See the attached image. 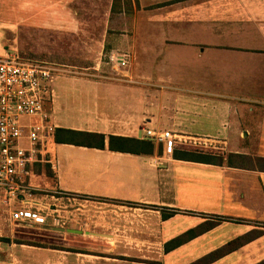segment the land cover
<instances>
[{"label":"crops","instance_id":"crops-1","mask_svg":"<svg viewBox=\"0 0 264 264\" xmlns=\"http://www.w3.org/2000/svg\"><path fill=\"white\" fill-rule=\"evenodd\" d=\"M22 30L92 40L126 80H72L92 89L82 123L58 115L54 89L56 127L136 138L170 130L244 157L218 164L174 157L176 143L145 154L50 136L30 173L49 180L26 181L45 220L13 222L20 205L0 193V264H194L213 252L205 264H264V0H0V53L27 52Z\"/></svg>","mask_w":264,"mask_h":264},{"label":"built area","instance_id":"built-area-1","mask_svg":"<svg viewBox=\"0 0 264 264\" xmlns=\"http://www.w3.org/2000/svg\"><path fill=\"white\" fill-rule=\"evenodd\" d=\"M108 60L120 66L127 63L120 54L108 55ZM56 70L53 64L24 58L16 50L0 53V193L7 206L19 203L9 211L15 223L45 220L26 181L33 164L42 161L46 140L56 128L48 108ZM141 136L168 149L176 143L170 130L144 128Z\"/></svg>","mask_w":264,"mask_h":264},{"label":"rangeland","instance_id":"rangeland-1","mask_svg":"<svg viewBox=\"0 0 264 264\" xmlns=\"http://www.w3.org/2000/svg\"><path fill=\"white\" fill-rule=\"evenodd\" d=\"M17 41L20 47L27 48V52L16 47H9L6 45L5 49L1 51H17L21 56L29 57L31 59L45 60L58 70L55 71L56 75L52 86L61 97V109L58 113L59 116L69 121L82 123V114L78 113V109L84 108L83 106L90 104V95L92 89L80 83H74V79H83L84 81L90 79L112 80V81H126L122 77L115 78L116 71L111 69L110 66L104 65L107 60L106 54H97L94 47L90 48L89 43L92 40H80L71 36L63 38H41L39 34L28 37L25 31L19 32ZM15 40V38H13ZM7 40V39H6ZM10 40V39H9ZM11 41V40H10ZM16 46V45H15ZM100 62V67L94 69L97 62ZM110 65V64H109ZM132 68V67H131ZM133 71V70H132ZM131 78L134 83L135 70ZM64 76V77H62ZM66 77L65 81L64 78ZM64 82H66L64 84ZM173 132V131H172ZM176 144L172 148H181L188 150H204L206 152L219 153L215 149H207L204 139L194 138L192 136H174ZM209 144V141H206ZM156 144V143H155ZM158 150L166 152L163 143H157ZM206 145V146H205ZM226 155V151L223 152ZM222 154V153H219ZM46 168V166H45ZM44 168V169H45ZM33 179L37 178L38 181L47 180L48 178L42 174H31ZM49 180V179H48Z\"/></svg>","mask_w":264,"mask_h":264},{"label":"trees","instance_id":"trees-1","mask_svg":"<svg viewBox=\"0 0 264 264\" xmlns=\"http://www.w3.org/2000/svg\"><path fill=\"white\" fill-rule=\"evenodd\" d=\"M53 140L58 143H72L76 145H83L88 147L104 148L105 139L107 138V147L110 150L132 152V153H145L152 154L154 151V142L147 138H136L122 135L108 134L107 136L101 132L87 131L80 129H72L66 127H56L53 134ZM160 152V150H159ZM172 155L177 158L211 162V163H222L225 159L228 163H233L231 160L233 157L242 158L243 155H234L232 152L227 155L217 154L213 152H203L200 150H174ZM243 160V159H242ZM264 161V158L261 159ZM175 210L162 211V217L166 218L172 215ZM204 230V227H198L195 230H191L183 235L176 237L175 239L167 242L164 246L165 250L174 247L181 243L188 237L194 235L197 232ZM219 252L210 253L194 264H205L211 259L218 256Z\"/></svg>","mask_w":264,"mask_h":264},{"label":"water","instance_id":"water-1","mask_svg":"<svg viewBox=\"0 0 264 264\" xmlns=\"http://www.w3.org/2000/svg\"><path fill=\"white\" fill-rule=\"evenodd\" d=\"M140 137V136H139Z\"/></svg>","mask_w":264,"mask_h":264}]
</instances>
